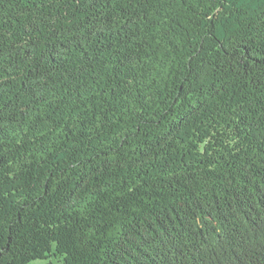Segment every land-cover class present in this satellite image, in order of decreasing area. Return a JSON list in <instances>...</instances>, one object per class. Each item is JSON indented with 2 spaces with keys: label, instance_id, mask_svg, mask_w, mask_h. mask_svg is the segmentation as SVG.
I'll return each instance as SVG.
<instances>
[{
  "label": "trees",
  "instance_id": "16d2710c",
  "mask_svg": "<svg viewBox=\"0 0 264 264\" xmlns=\"http://www.w3.org/2000/svg\"><path fill=\"white\" fill-rule=\"evenodd\" d=\"M264 264V0H0V264Z\"/></svg>",
  "mask_w": 264,
  "mask_h": 264
},
{
  "label": "rangeland",
  "instance_id": "374dc122",
  "mask_svg": "<svg viewBox=\"0 0 264 264\" xmlns=\"http://www.w3.org/2000/svg\"><path fill=\"white\" fill-rule=\"evenodd\" d=\"M55 264H61L59 261L53 260Z\"/></svg>",
  "mask_w": 264,
  "mask_h": 264
}]
</instances>
